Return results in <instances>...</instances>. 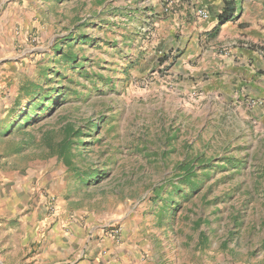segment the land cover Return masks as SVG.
Here are the masks:
<instances>
[{"label": "rangeland", "instance_id": "1", "mask_svg": "<svg viewBox=\"0 0 264 264\" xmlns=\"http://www.w3.org/2000/svg\"><path fill=\"white\" fill-rule=\"evenodd\" d=\"M135 2L0 0V188H30L28 206L17 198L0 218V264L21 261L1 228L34 209L137 227L170 264H264V105L184 81ZM58 86L63 100L29 107Z\"/></svg>", "mask_w": 264, "mask_h": 264}, {"label": "crops", "instance_id": "2", "mask_svg": "<svg viewBox=\"0 0 264 264\" xmlns=\"http://www.w3.org/2000/svg\"><path fill=\"white\" fill-rule=\"evenodd\" d=\"M228 1L233 19L218 24ZM135 3L149 16L145 22L159 34L164 49L175 54L184 81L193 77V87L209 96L220 94L251 107L264 105V0H170L167 10L165 0ZM256 113L264 120V110ZM29 191L0 188V218L17 198L21 206H28ZM34 212L18 219L15 227L7 220L1 228L15 235L20 264H170L145 237L134 234L137 227L129 232L124 225L116 239L103 224L95 229L81 227L61 219H41ZM17 227L21 233L16 236ZM227 263L231 264L224 259Z\"/></svg>", "mask_w": 264, "mask_h": 264}, {"label": "trees", "instance_id": "3", "mask_svg": "<svg viewBox=\"0 0 264 264\" xmlns=\"http://www.w3.org/2000/svg\"><path fill=\"white\" fill-rule=\"evenodd\" d=\"M231 3H232V1H230ZM230 2L228 1V3L227 4H225V9L219 14V16H218V24H222V23H224L225 21H228V20H231V19H233V13L231 12V10L229 9V5L228 4H230ZM81 37L84 39V40H80L78 43H86L87 42V36L86 35H84V34H82L81 35ZM82 38H80V39H82ZM67 40V39H66ZM67 43L68 42H65V44L67 45ZM57 50V49H56ZM59 55H62V57H64L65 58V60H66V62H70V63H78L77 62V60H76V57L75 56H71V54H69V53H64V51L63 50H61L60 52H59ZM74 69H79V67L78 66H75V68ZM53 77H49V78H47V80L48 81H54V80H56V79H58V78H56L57 76V72H54L53 73ZM49 92H51V93H47V94H44V95H41V96H34V97H32L31 99H32V102H30L29 103V107L30 106H32V105H34V103L36 102V107H40V109L41 110H48V107H49V105L51 104V103H53V98H52V94H55L56 95V97L57 96H60L61 97V99H60V101L61 100H63L64 98H65V95L61 92V94H60V91H59V86L56 88V87H52V88H50V90H48ZM61 91H63V90H61ZM56 92V93H55ZM64 92V91H63ZM35 97H37V99L35 98ZM43 101H46L45 103H43ZM52 105V104H51ZM28 107V108H29ZM25 117L27 116V117H29V118H26V120L24 121V123L23 124H25V122L28 120V122H29V120L32 118V114L31 113H29L28 112V110H26V112L23 114ZM92 128H94V126H92ZM80 143H86L85 141H82V142H80ZM229 161V160H228ZM205 165H206V167L209 165V164H201V166H200V169L201 168H205ZM193 166L192 165H190V164H188V163H183V164H180L179 165V169L183 172V175H181V176H179V179H181V181H180V183H183V184H185V185H191L192 187H194V182H193V179L194 178H196V174L194 173V171H193Z\"/></svg>", "mask_w": 264, "mask_h": 264}, {"label": "built area", "instance_id": "4", "mask_svg": "<svg viewBox=\"0 0 264 264\" xmlns=\"http://www.w3.org/2000/svg\"><path fill=\"white\" fill-rule=\"evenodd\" d=\"M166 1V7L164 8L165 10H167V8H168V5H169V3H170V0H165ZM198 13L202 16V17H204V18H207V13L206 12H204V11H202V10H198ZM253 104H255L256 102H252ZM49 200L51 201V200H53V198L52 197H50L49 198ZM55 206H53L52 204H51V202H49V210H51V209H53ZM108 227V233L112 236V237H114V238H119V236H120V231H121V229L119 228V227H117V225L116 224H110V225H108L107 226Z\"/></svg>", "mask_w": 264, "mask_h": 264}]
</instances>
